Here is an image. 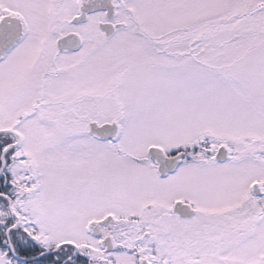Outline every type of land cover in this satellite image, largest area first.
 I'll list each match as a JSON object with an SVG mask.
<instances>
[{
    "label": "snow or ice",
    "instance_id": "snow-or-ice-1",
    "mask_svg": "<svg viewBox=\"0 0 264 264\" xmlns=\"http://www.w3.org/2000/svg\"><path fill=\"white\" fill-rule=\"evenodd\" d=\"M0 264H264V0H0Z\"/></svg>",
    "mask_w": 264,
    "mask_h": 264
}]
</instances>
